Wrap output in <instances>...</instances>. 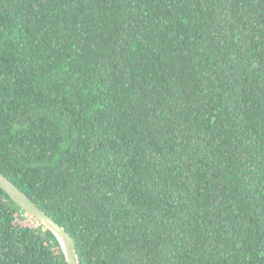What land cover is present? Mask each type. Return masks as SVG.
Returning <instances> with one entry per match:
<instances>
[{
  "label": "trees",
  "instance_id": "obj_1",
  "mask_svg": "<svg viewBox=\"0 0 264 264\" xmlns=\"http://www.w3.org/2000/svg\"><path fill=\"white\" fill-rule=\"evenodd\" d=\"M0 172L80 264H264V0H0ZM0 264H67L2 188Z\"/></svg>",
  "mask_w": 264,
  "mask_h": 264
},
{
  "label": "water",
  "instance_id": "obj_2",
  "mask_svg": "<svg viewBox=\"0 0 264 264\" xmlns=\"http://www.w3.org/2000/svg\"><path fill=\"white\" fill-rule=\"evenodd\" d=\"M0 188H2L26 214L43 223L55 234L61 244L67 264H80L74 238L63 225L46 213L2 172H0Z\"/></svg>",
  "mask_w": 264,
  "mask_h": 264
},
{
  "label": "rangeland",
  "instance_id": "obj_3",
  "mask_svg": "<svg viewBox=\"0 0 264 264\" xmlns=\"http://www.w3.org/2000/svg\"><path fill=\"white\" fill-rule=\"evenodd\" d=\"M30 222H31V221H30ZM31 223L36 224L37 222L35 223V221H34V222H31Z\"/></svg>",
  "mask_w": 264,
  "mask_h": 264
},
{
  "label": "clouds",
  "instance_id": "obj_4",
  "mask_svg": "<svg viewBox=\"0 0 264 264\" xmlns=\"http://www.w3.org/2000/svg\"><path fill=\"white\" fill-rule=\"evenodd\" d=\"M25 219H27V218L25 217Z\"/></svg>",
  "mask_w": 264,
  "mask_h": 264
}]
</instances>
